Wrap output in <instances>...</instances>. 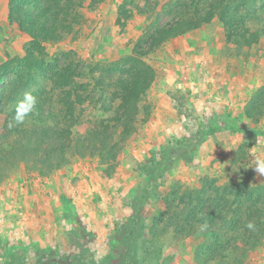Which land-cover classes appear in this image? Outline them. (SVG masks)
Segmentation results:
<instances>
[{
  "label": "rangeland",
  "instance_id": "rangeland-1",
  "mask_svg": "<svg viewBox=\"0 0 264 264\" xmlns=\"http://www.w3.org/2000/svg\"><path fill=\"white\" fill-rule=\"evenodd\" d=\"M76 1L81 23L47 43L46 52L50 62L78 65L86 100L75 131L84 139L119 106L113 84L123 72L111 63L146 53L155 30L193 0ZM9 7L10 0H0V64L8 55H24L32 42L10 22ZM143 59L156 78L116 160L85 147L50 174L22 163L0 177V264H200L202 237L179 239L162 230L166 196L206 176L264 183L255 166L264 161V118L244 113L264 86V40L240 49L214 19ZM51 75L32 82L17 103L22 113L25 95L36 97L32 123H38V105L44 117L60 110ZM15 76L2 78L0 88ZM11 108L0 116V133L7 132ZM229 264H264V241Z\"/></svg>",
  "mask_w": 264,
  "mask_h": 264
},
{
  "label": "trees",
  "instance_id": "trees-1",
  "mask_svg": "<svg viewBox=\"0 0 264 264\" xmlns=\"http://www.w3.org/2000/svg\"><path fill=\"white\" fill-rule=\"evenodd\" d=\"M76 0H10L9 20L31 37L24 55H8L0 64V81L16 73L9 85L0 88V116L11 106V121L32 82L51 72L52 88L57 95L59 111L44 117L36 106L38 123L27 115L21 124L7 127L0 133V177L22 163L50 174L70 161L71 154L82 148H96L105 161H114L126 137L141 121V102L156 78L153 66L143 57L170 40L200 29L218 20L229 44L240 49L264 40V0H193L182 3L172 23L152 34L148 51H136L111 63L123 75L113 84L120 96L116 114L102 120L82 139L75 131L81 121V107L86 100L83 85L78 81V65L65 66L47 59L46 44L58 42L65 33H72L81 23L75 12ZM128 17V12H122ZM25 112V111H24ZM248 119L264 118V86L257 89L245 106ZM114 128V130H113ZM85 143L88 145L86 146ZM162 230L170 229L179 239L202 237L198 251L200 264H229L237 261L244 250H254L264 241V183L249 181L218 182L203 177L194 187L179 186L166 196ZM163 214V213H162ZM163 214V215H164ZM252 221L256 230L246 224Z\"/></svg>",
  "mask_w": 264,
  "mask_h": 264
},
{
  "label": "clouds",
  "instance_id": "clouds-1",
  "mask_svg": "<svg viewBox=\"0 0 264 264\" xmlns=\"http://www.w3.org/2000/svg\"><path fill=\"white\" fill-rule=\"evenodd\" d=\"M25 101L27 102V110L25 112H17V115L14 118V122L9 124V127H13L14 124H21L24 120V118L31 113V111L35 108V105L37 103L36 97L32 96L31 94H26L25 95ZM256 171L258 174L264 175V161L257 160L256 164ZM246 227L249 230L255 231L256 230V225L254 222L249 221L246 224Z\"/></svg>",
  "mask_w": 264,
  "mask_h": 264
}]
</instances>
